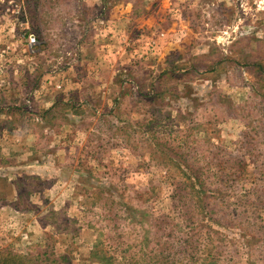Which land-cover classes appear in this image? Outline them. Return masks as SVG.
Segmentation results:
<instances>
[{
	"label": "rangeland",
	"instance_id": "rangeland-1",
	"mask_svg": "<svg viewBox=\"0 0 264 264\" xmlns=\"http://www.w3.org/2000/svg\"><path fill=\"white\" fill-rule=\"evenodd\" d=\"M9 256L264 264V0H0Z\"/></svg>",
	"mask_w": 264,
	"mask_h": 264
},
{
	"label": "trees",
	"instance_id": "trees-1",
	"mask_svg": "<svg viewBox=\"0 0 264 264\" xmlns=\"http://www.w3.org/2000/svg\"><path fill=\"white\" fill-rule=\"evenodd\" d=\"M18 257H14V256H9L7 259H5V260H0V262H3L4 264H6V263H8V261L10 260V261H13V262H18Z\"/></svg>",
	"mask_w": 264,
	"mask_h": 264
},
{
	"label": "built area",
	"instance_id": "built-area-1",
	"mask_svg": "<svg viewBox=\"0 0 264 264\" xmlns=\"http://www.w3.org/2000/svg\"><path fill=\"white\" fill-rule=\"evenodd\" d=\"M31 41L34 42L35 41V38H32Z\"/></svg>",
	"mask_w": 264,
	"mask_h": 264
},
{
	"label": "crops",
	"instance_id": "crops-1",
	"mask_svg": "<svg viewBox=\"0 0 264 264\" xmlns=\"http://www.w3.org/2000/svg\"><path fill=\"white\" fill-rule=\"evenodd\" d=\"M124 8H126V7H124Z\"/></svg>",
	"mask_w": 264,
	"mask_h": 264
}]
</instances>
